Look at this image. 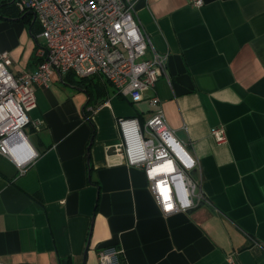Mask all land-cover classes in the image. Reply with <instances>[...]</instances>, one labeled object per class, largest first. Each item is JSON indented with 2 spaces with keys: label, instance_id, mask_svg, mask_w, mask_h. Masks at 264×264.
<instances>
[{
  "label": "crops",
  "instance_id": "0c3cea01",
  "mask_svg": "<svg viewBox=\"0 0 264 264\" xmlns=\"http://www.w3.org/2000/svg\"><path fill=\"white\" fill-rule=\"evenodd\" d=\"M188 1L135 0L143 32L169 54L170 81L144 100L101 76L56 73L35 87L25 131L35 156L20 166L0 153L1 262L99 264L116 248L122 264H264V0ZM40 32L32 12L0 0V52L15 76L37 71ZM153 96L198 158L206 198L170 215L117 147L118 120L148 122Z\"/></svg>",
  "mask_w": 264,
  "mask_h": 264
},
{
  "label": "built area",
  "instance_id": "2783aa9c",
  "mask_svg": "<svg viewBox=\"0 0 264 264\" xmlns=\"http://www.w3.org/2000/svg\"><path fill=\"white\" fill-rule=\"evenodd\" d=\"M200 8L205 0H189ZM22 12H32L41 27L44 44L37 48L39 66L34 73L15 76L7 52H0V153L20 166L18 157L35 156L25 130L37 108L35 87H48L54 74H72L80 80L101 76L117 95L134 102L144 100L161 79L170 81L169 54L159 53L135 16V0H14ZM154 108L146 123L137 118L118 120L121 143L129 167L145 172L149 189L165 215L187 211L206 198L201 190L200 162L175 137L165 118L161 100H148ZM33 125H35L33 123ZM212 135L227 142L223 128ZM25 167V166H23ZM196 171L197 177L193 176ZM24 173V170L21 171ZM99 264H122L121 252L105 248ZM0 264H6L0 261Z\"/></svg>",
  "mask_w": 264,
  "mask_h": 264
},
{
  "label": "bare ground",
  "instance_id": "6f19581e",
  "mask_svg": "<svg viewBox=\"0 0 264 264\" xmlns=\"http://www.w3.org/2000/svg\"><path fill=\"white\" fill-rule=\"evenodd\" d=\"M28 159V157L27 156H23V157H18V161L19 162H24V161H26Z\"/></svg>",
  "mask_w": 264,
  "mask_h": 264
},
{
  "label": "water",
  "instance_id": "95a60500",
  "mask_svg": "<svg viewBox=\"0 0 264 264\" xmlns=\"http://www.w3.org/2000/svg\"><path fill=\"white\" fill-rule=\"evenodd\" d=\"M192 174H193L194 177H197L196 171H194Z\"/></svg>",
  "mask_w": 264,
  "mask_h": 264
},
{
  "label": "trees",
  "instance_id": "16d2710c",
  "mask_svg": "<svg viewBox=\"0 0 264 264\" xmlns=\"http://www.w3.org/2000/svg\"><path fill=\"white\" fill-rule=\"evenodd\" d=\"M22 13V12H21ZM94 134H95V130H94V132H93V134H92V137L94 136Z\"/></svg>",
  "mask_w": 264,
  "mask_h": 264
},
{
  "label": "rangeland",
  "instance_id": "374dc122",
  "mask_svg": "<svg viewBox=\"0 0 264 264\" xmlns=\"http://www.w3.org/2000/svg\"><path fill=\"white\" fill-rule=\"evenodd\" d=\"M25 131H27V132H28V134H30V133H29V131H28V129H26Z\"/></svg>",
  "mask_w": 264,
  "mask_h": 264
}]
</instances>
